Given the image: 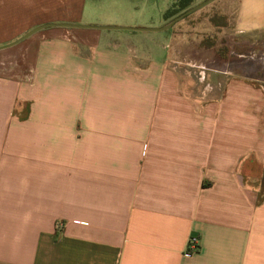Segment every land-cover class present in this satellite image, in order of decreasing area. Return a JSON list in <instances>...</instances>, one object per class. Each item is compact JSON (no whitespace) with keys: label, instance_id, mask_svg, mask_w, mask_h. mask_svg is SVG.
Listing matches in <instances>:
<instances>
[{"label":"crops","instance_id":"crops-1","mask_svg":"<svg viewBox=\"0 0 264 264\" xmlns=\"http://www.w3.org/2000/svg\"><path fill=\"white\" fill-rule=\"evenodd\" d=\"M143 1L73 17L50 0L58 15L41 24L171 20ZM239 26L264 30V0H241ZM116 30L129 31L50 26L0 48V264H264L252 56L190 64L165 36ZM192 236L200 248L187 253Z\"/></svg>","mask_w":264,"mask_h":264},{"label":"rangeland","instance_id":"rangeland-1","mask_svg":"<svg viewBox=\"0 0 264 264\" xmlns=\"http://www.w3.org/2000/svg\"><path fill=\"white\" fill-rule=\"evenodd\" d=\"M50 0H0V40L3 39L4 46L14 42L30 30L43 25L44 20L58 14L48 13ZM57 1L58 0H54ZM116 0H66L67 8L72 13L62 15L84 16L77 13L78 10L92 6H103L111 4ZM147 16L152 18L169 19L173 14H180L185 9H190L205 0H147ZM144 1L141 0V3ZM241 0H213L208 4L193 10L165 31L142 32V31H114L126 32L124 34L137 36H165L173 40L174 46L179 48V60L185 63L196 64L194 58L212 60V58L228 57L234 60V53H243L252 56L247 66L255 74L264 76V30L240 32L239 11ZM58 5L56 6V8ZM89 14V13H88ZM242 22L250 25L252 23L251 10L245 7L242 13ZM163 26V24H160ZM139 27V26H131ZM142 27V26H141ZM150 27V26H145ZM157 27V26H156ZM18 31V36H12ZM11 36V37H10ZM170 54V45L167 46ZM174 53V52H173ZM192 58V59H191ZM191 59V60H187ZM193 61V62H191ZM234 61H232L233 63ZM234 64V63H233ZM186 66V65H185ZM212 64L209 68H211ZM187 67V66H186ZM190 70H197V66H190ZM263 84L264 82H256Z\"/></svg>","mask_w":264,"mask_h":264},{"label":"water","instance_id":"water-1","mask_svg":"<svg viewBox=\"0 0 264 264\" xmlns=\"http://www.w3.org/2000/svg\"><path fill=\"white\" fill-rule=\"evenodd\" d=\"M211 1H213V0H205V1L197 4L196 6L190 8V9H185L180 14L174 15L171 18V20H169L168 23H166L160 27H143V26L142 27H131V26H110V25H82V24H73V23H47V24L37 26L36 28L30 30L29 32H27L25 35H23L19 39L15 40L14 42H11L10 44L4 45V46H0V48H4V47L14 45V44L18 43L19 41H21V40L27 38L28 36L32 35L33 33L37 32L38 30H41L43 28L50 27V26H66V27H80V28L87 27V28H98V29H121V30H132V31H142V32L165 31L166 29L170 28L172 26V24H174L178 19H180L181 17H183L187 13L200 8V7L208 4Z\"/></svg>","mask_w":264,"mask_h":264},{"label":"built area","instance_id":"built-area-1","mask_svg":"<svg viewBox=\"0 0 264 264\" xmlns=\"http://www.w3.org/2000/svg\"><path fill=\"white\" fill-rule=\"evenodd\" d=\"M198 76L201 80L204 78L203 69L199 71ZM199 248H200V239L197 236L190 237L187 244L186 252L187 253L196 252L199 250Z\"/></svg>","mask_w":264,"mask_h":264},{"label":"trees","instance_id":"trees-1","mask_svg":"<svg viewBox=\"0 0 264 264\" xmlns=\"http://www.w3.org/2000/svg\"><path fill=\"white\" fill-rule=\"evenodd\" d=\"M174 15H176V13H175V14H173V15H171L170 17H173Z\"/></svg>","mask_w":264,"mask_h":264}]
</instances>
